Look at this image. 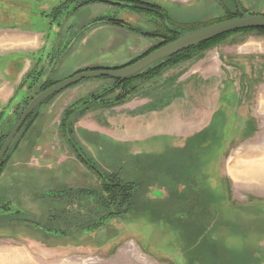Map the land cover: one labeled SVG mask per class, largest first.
I'll use <instances>...</instances> for the list:
<instances>
[{"label": "rangeland", "instance_id": "374dc122", "mask_svg": "<svg viewBox=\"0 0 264 264\" xmlns=\"http://www.w3.org/2000/svg\"><path fill=\"white\" fill-rule=\"evenodd\" d=\"M145 1L164 9L168 19H161L154 13L103 2L86 4L67 15L64 10L62 17L58 18L56 30L49 32V39L54 45H47V49L41 54L43 57L48 56V60L56 61L46 69L49 78L56 81L68 78L74 73L72 71L75 65L82 59L94 55H100L103 59L104 66L101 67H121L144 54L150 47L162 43L159 38L145 37L110 25L98 29L92 22L93 17L115 16L142 31L159 30L160 33H166V28L184 31L201 28L229 19L227 17L235 16L238 12L233 0H188L180 3L181 5L163 0ZM180 1L184 0H176ZM239 2L245 12L264 15V0ZM45 18L49 21L52 16ZM34 24L39 29L43 26L41 23ZM83 38L87 39L84 45L81 44ZM105 41L117 43L105 48L101 45ZM134 41H141L142 45L147 44L148 47L130 61H126L129 56L127 48L133 45ZM98 46H102L100 53L93 51V48ZM206 53L215 57L217 54L221 56L224 73L223 81H220V78L208 81L207 93L204 92L205 84L201 85L198 81L189 85L188 90V138H191V162L196 171L205 174L201 179V185L206 187L209 194L199 196L201 200L192 208L197 211L195 220L199 225L191 224L195 222L188 225L185 221L182 231L180 230L182 224L179 225V222L166 223L167 228H162L161 225L150 223L144 218L131 216L124 218L123 221L117 220L118 232L113 230L115 226L112 225L94 232L93 236L85 234L82 237L72 232V235L64 240H47L41 231L32 228V225L30 227L28 223L23 229L16 227L15 223L6 226L0 224V250L3 252V256L0 255L1 261L4 257L7 258L8 251L15 250L16 258L11 259V262L16 260L26 264L32 258L39 264H43L45 260L58 263L64 261L68 264H186L188 258L185 254L188 253V248L185 247L188 246L189 228L201 230L202 225H205L206 237L219 244L220 252L223 247L234 243L238 245V238H232L230 235L233 224H236V229L234 228L236 233L233 234L237 237L239 232L244 230L241 225L245 226L248 223L252 228L262 224V232L253 233L246 230L244 233L249 234H246L245 245L249 246L248 242H254L251 247L257 245L255 251L258 249L264 251L262 246L264 217L256 214L255 210L260 205L264 206V186L258 179L255 182L254 179H245L238 174L249 167L250 163L259 169L264 168V34L254 30L231 33L203 51L195 52L193 59L188 60V69L201 63L200 58ZM16 56L18 54L15 53L0 54V83L3 79L6 82L2 94H10L6 102H0V123L6 118V112L11 106L19 102L20 107H23L35 94L34 88L28 91L25 90V87L28 88L27 84L23 85L28 75H31V70L33 71L32 50L27 56L21 55L27 60L22 61L16 68L17 71L13 69V76L2 77V69L7 60ZM26 63L27 69L18 76L17 73ZM7 70L12 72L8 68ZM35 76L36 71H33L32 79ZM158 80L159 78L155 77L146 81H135L133 84L138 87L135 94L141 93L143 88L147 85L152 86ZM97 83L100 87L95 89L92 87L93 90L88 92V86ZM109 84H111L109 79L99 77L84 79L61 91L50 103L38 107L37 111L41 116L32 127L30 138L29 135L26 138V145L11 150L6 165L0 170V203L11 199L17 203L14 204L15 208L22 207L26 211L23 216L25 220L32 218L39 225H45L46 205L40 200L44 192L98 184L96 175L90 169L78 166L75 159L73 161L74 156L70 158L72 155L59 133L58 125L60 114L70 102L84 95L101 92V89ZM78 85L79 89L72 91ZM221 85L224 87L220 88ZM208 98L209 102L202 104V101ZM220 107L221 111L213 120V124L217 126L211 129V123L204 125L207 115L212 116ZM15 117L17 118L16 115ZM14 121L15 118L7 123L12 125ZM76 134L82 151L100 166V170L119 172L123 179L139 184L141 191L149 186H165L167 181H170L165 177V166L172 165L178 170L180 166L176 165L180 163L182 166L185 160L181 152L185 141H179L178 137L159 136L144 142H119L97 135H90L87 139L79 129H76ZM30 139L32 141H29ZM181 169L187 173L185 168ZM255 175L258 178L257 172ZM184 177L187 178V175ZM260 177L264 180L262 174ZM193 179L196 183L200 176L194 175ZM159 189L166 193V188ZM161 192L155 189L151 193L154 196H161ZM215 204H219L220 210ZM230 214H238L245 220L234 216L238 218L236 220L230 217ZM8 220L12 222L13 218L7 217V223ZM216 220L218 221L215 223ZM1 221L3 220L0 219ZM230 221L233 222L232 225ZM242 221L245 223L241 224ZM113 224L116 225V222ZM68 228L72 229L69 226ZM240 245L242 244L239 243V247ZM220 253L222 260L229 259L226 252ZM233 255L230 254V257Z\"/></svg>", "mask_w": 264, "mask_h": 264}, {"label": "crops", "instance_id": "0c3cea01", "mask_svg": "<svg viewBox=\"0 0 264 264\" xmlns=\"http://www.w3.org/2000/svg\"><path fill=\"white\" fill-rule=\"evenodd\" d=\"M62 0H0V54L6 55L15 53L18 56L9 58L2 69V77L5 78L6 75L13 76V69L18 68L23 60L26 62V57L28 53L32 50V67L36 66H46V60L42 57V52L47 49V45L53 46L54 42L49 39V32L55 31L56 24H51V20L47 21L46 16L43 12H48L51 7L56 6V4ZM165 2H171L172 4L186 2L188 0L176 2V0H163ZM41 23L43 26L41 29L36 28V24ZM108 25H98L97 28L100 29ZM86 38L81 40V44L84 45L87 42ZM141 42V41H140ZM140 42H133L127 49L129 50V56L126 61H130L134 56L138 55L141 51L146 49L147 44H141ZM105 48L109 46L116 45L117 42L105 41L102 42ZM9 45V47H7ZM100 45V44H98ZM100 47L93 48L100 53ZM52 48V47H49ZM95 54V53H94ZM201 59V63L192 65L188 69V61L180 63L176 66L167 68L158 77L159 80L155 82L152 86L147 85L141 93H134L130 96V100L126 102L115 105L112 107H98L92 109L85 113L78 121L76 128L81 130L86 138H90V135H97L98 137H107L114 141L119 142H144L148 139L159 137V136H170L178 137L179 141L188 140V90L189 85L195 84L198 81L201 85L205 84L204 92L208 91V81L212 78L219 79L223 81L224 63L221 60V56L217 54L215 57L209 53L204 54ZM125 61V62H126ZM13 63H18V66H12ZM103 65V59L99 56H92L86 59H82L77 65L74 66L72 72H77L78 70L84 68H95L101 67ZM11 67L12 69L10 70ZM7 68L12 71L9 72ZM198 68V69H196ZM27 69V63L24 67L17 73L18 76L22 74L24 70ZM46 67H44V70ZM17 71V70H16ZM198 73V74H197ZM73 74V73H71ZM45 76V73L43 74ZM67 76V75H66ZM199 78V79H197ZM160 81V82H159ZM6 82L5 79L2 80L0 85V102H6L9 99L10 94H2L4 92V86ZM99 83L92 86H88V92L95 89ZM80 85L76 86L74 90L77 91ZM93 87V88H92ZM219 87V86H217ZM224 86L221 85L220 88ZM206 90V91H205ZM220 91L218 90V93ZM221 94V93H220ZM168 97H167V96ZM219 97V95H218ZM209 102V98L202 101V104ZM211 117H206L204 125H207ZM85 141V139H83ZM181 144V143H180ZM177 165H181L180 163ZM247 168V169H246ZM242 170V173L238 172L239 176L245 179H260L261 185L264 186V180L261 179V174L264 178V168L259 169L254 164L246 167ZM254 168V169H253ZM256 172L258 178L256 177ZM261 174H260V173ZM188 174V173H187ZM256 182V181H255ZM138 187L139 184L137 185ZM166 188L165 186H149V195L144 197H137L136 205L137 207L132 212V217L144 218L148 222L155 225H161L162 228H167L164 221H186L188 219V214L180 209H173L174 207L183 203L180 200H171L169 203L168 198L162 193L159 188ZM182 184L178 185L181 190ZM157 189L165 196H154L152 190ZM198 197H191L188 200V205L195 204L198 202ZM167 203V204H165ZM168 204H172L170 208L172 212L177 214V217H172L167 214L164 210ZM158 205V206H157ZM157 206V207H156ZM169 210L168 212H170ZM197 211L189 208L188 213ZM181 212V213H179ZM171 213V212H170ZM187 214V215H185ZM136 215V216H134ZM163 222V224L161 223ZM161 228V227H160ZM140 232V231H138ZM175 248V247H174ZM17 251H8L7 258L1 261L0 264H26L22 262H16L14 259ZM180 255L181 252H178ZM3 252L0 250V255ZM16 258V257H15ZM6 260V261H5ZM9 260V261H7ZM27 264H39L32 258ZM42 264V263H41ZM43 264H68L67 262H48L44 261ZM70 264V263H69ZM264 264V263H262Z\"/></svg>", "mask_w": 264, "mask_h": 264}, {"label": "trees", "instance_id": "16d2710c", "mask_svg": "<svg viewBox=\"0 0 264 264\" xmlns=\"http://www.w3.org/2000/svg\"><path fill=\"white\" fill-rule=\"evenodd\" d=\"M93 2H103L112 5H119L121 7H128L132 9H137L143 11L145 13H154L156 16L162 18L161 14L168 17L162 11V8L156 4L150 3L145 0H62L57 3L56 6L52 8V10L48 13L43 12L45 16H52V19H56L62 13V8H70L67 13H72L77 11L83 5L93 3ZM118 2V3H117ZM71 6V7H70ZM235 16H239V12ZM234 15L229 16L227 18L235 17ZM101 21L100 23L103 25H110L118 28L126 29L130 32L145 36V37H155L159 38L162 43L156 44L148 51H146L141 56L134 58L131 62L125 64L128 65L132 62H135L142 56L148 54L149 52L155 50L156 48L160 47L161 45L173 41L177 37H179L184 30L180 29H173V28H166V33H160L159 30H152V31H142L141 29L134 28L130 25V23L125 22L124 20L117 18L115 16H102L99 18ZM221 21V20H220ZM258 31L264 34V29H243L238 31ZM234 31V32H238ZM229 32L215 38H212L208 41L202 42L196 46L190 47L186 50L179 52L178 54L171 56L161 62H158L151 68L147 69L143 72L140 76L132 78V79H114L110 77H99L104 79L111 80V84L104 86L101 92H94L89 95H84L83 97H79L72 102H70L62 111L59 120V133L62 135V138L68 143L70 149L74 153L75 157L87 168L91 169L92 172L99 178L100 184L98 189L92 188H79V189H72L69 188L68 190L64 191H57L54 193L53 196L60 199L61 197L67 196L69 199V204H79L85 203L84 210L82 212L76 211L73 212L72 210L69 211L66 219H62L59 217L58 220H55V224L58 226L55 228V233L59 231V233H64L62 230L61 224L63 222L67 223L69 227H72V230L77 233L87 234L93 231H96L102 228L110 219L112 218H122L128 213L129 210L135 209L136 205V198L138 197V186L136 183L127 181L121 177L120 173L117 171L114 172H104L100 170V166L97 165L88 155H86L82 150L81 147L77 144V140L75 139V130L74 125L75 122L78 121L85 113L88 111L98 108V107H112L115 105L122 104L130 95L137 92L138 87L133 83L137 80L139 81H146L150 80L155 77H159L164 70L169 67L176 66L180 63L193 59L195 52L203 51L204 49L208 48L211 44L223 39L227 35L234 33ZM123 65V66H125ZM101 68V67H96ZM88 69V68H87ZM33 73V71H32ZM30 75H28L29 77ZM53 82L46 83L43 85L42 89L50 86ZM24 84H28V88H31V83H28L26 80ZM77 84V83H76ZM75 84L71 85L74 86ZM69 86V87H71ZM60 92L50 96L46 100L42 102V104H48L50 101ZM38 113L33 112L32 118L28 121L29 123L33 122L34 119L37 117ZM191 138H188V176L189 180H192L194 175L200 176V180L195 183L194 187L191 188V196L199 197L201 195H209L206 187L201 185V179L204 177V173L201 171H196L193 168V164L191 162V155L192 149L191 146ZM3 165V164H2ZM2 166H0V170ZM177 196L176 193H174ZM134 207V208H133ZM215 207L220 210L219 204H215ZM237 220V219H236ZM240 220H245L244 218H240ZM199 221V220H198ZM218 220L215 221V223ZM165 223H173L174 221H164ZM190 222V221H189ZM191 223L193 225H199L195 219H193ZM247 222V221H246ZM219 220V224H220ZM232 225V221L229 222ZM245 223V222H241ZM190 223H188L189 225ZM184 225V224H183ZM183 225H180V230H184ZM244 230L239 232V236H234L236 233L235 227L236 224H233L231 228L232 238H238V245L235 243L231 246L223 247L220 252H226L228 254V260H222L220 257L221 253L219 252V244L215 241L210 240L205 235V225H202L201 230H195L189 228L188 230V253L185 254L188 258V264H257L259 261L264 260V251L260 252L256 250V248H252L251 245L254 244L253 242H248L249 246L245 245V237H247L244 233L249 230L253 233L259 232L262 228L261 224L256 225L255 227H249L250 223L246 224L245 226L241 225ZM235 228V229H234ZM71 229V228H70ZM234 229V231H233ZM178 230V231H180ZM234 233V234H233ZM65 234V233H64ZM187 234V233H186ZM186 237V236H185ZM239 243L242 244L239 247ZM184 246V245H183ZM184 248V247H183ZM230 254H234L230 257ZM185 257V256H184ZM186 260V259H185ZM186 263V264H187Z\"/></svg>", "mask_w": 264, "mask_h": 264}, {"label": "flooded vegetation", "instance_id": "af4514ba", "mask_svg": "<svg viewBox=\"0 0 264 264\" xmlns=\"http://www.w3.org/2000/svg\"><path fill=\"white\" fill-rule=\"evenodd\" d=\"M234 3H235V6L237 8V5H236V2L235 0H233ZM239 1V0H238ZM240 3V2H239ZM57 5V4H56ZM85 6V5H83ZM82 6V7H83ZM119 6V5H118ZM71 7V6H70ZM121 7V6H120ZM53 6L51 7L50 10H52ZM81 8V7H80ZM79 8V9H80ZM125 8V7H123ZM127 8V7H126ZM62 13L63 11L65 10V14H71V13H67L70 8L66 7V8H62ZM78 9V10H79ZM49 10V11H50ZM162 11L164 12V14L166 15L164 9H162ZM76 12V11H75ZM48 13V12H47ZM62 13L60 14V17H62ZM167 16V15H166ZM102 17V16H99V17H93L92 19V22L98 26V25H103L101 24L99 18ZM58 18H56V21H54L55 19L51 20V24H56L58 25ZM133 33V32H132ZM43 57V56H42ZM44 60H46V66H36L33 68V71H36V76L32 79V70H31V75L27 78V81L28 83H31V88H27L25 87V90L28 89V91L32 90L33 88L35 89L34 92L35 94L33 95V97H35L37 94H39L40 92H42L43 90L47 89L48 87L52 86L53 84L59 82V81H56V80H51L49 78V75H47V72H46V69H48V67H50L51 65H53L55 62L53 60H48V56L46 57H43ZM44 67H46V69L44 70ZM87 69V68H85ZM85 69H81V70H85ZM81 70H78L77 72L81 71ZM77 72H74L73 74L77 73ZM45 73V76L43 75ZM72 74V75H73ZM49 82H53L50 86L42 89L43 85H45L46 83H49ZM79 83V82H77ZM76 84V83H75ZM28 86V84H27ZM71 86V85H70ZM72 87V86H71ZM70 88L69 86L64 88V89H68ZM24 89V88H23ZM63 89V90H64ZM61 90V91H63ZM59 91V92H61ZM32 92V91H31ZM58 93V92H57ZM56 94V93H55ZM31 97L28 101V103H26V105H23V107H20L19 105V102H17V105L15 103V105L12 107H10L9 109L10 110H7L6 114V118H3L2 119V123L0 127H2V130H0V149L3 145V143L5 142V140L7 139L9 133L12 131V129L16 126L17 122L19 121L24 109L26 108V106L29 104V102L32 100ZM46 100V99H45ZM44 101V100H43ZM42 101V102H43ZM42 102L40 104H38L31 112L30 114L27 116V118L24 120V122L22 123V125L20 126V128L17 130V132L15 133L14 137L12 138L6 152L3 154L1 160H0V166H2V168L6 165L7 161H8V158H9V155L11 153V150L15 149L17 150L18 148L22 147V146H25L26 145V138L28 137L29 135V138H30V133H32V127L38 122V117L41 116V113L38 112V107H40L41 105L45 106L46 104H42ZM21 104V103H20ZM25 104V103H24ZM8 108V107H7ZM221 107L218 108L217 110H215L214 114L212 115L211 117V120L210 122L208 123V125L211 123V129H213L215 126H217V124H213V120H214V117H217L219 112L221 111ZM33 112H37L38 115L37 117L34 119L33 122L29 123V126L27 127V123L28 121L32 118V113ZM15 115L17 116V118L15 117ZM61 115V114H60ZM15 118V121L13 122L12 125L8 124L7 122H10L11 120H14ZM59 120H60V116H59ZM79 121V120H78ZM78 121L75 122V125H74V130H75V139L77 140V144L80 146V143H79V140L77 138V134H76V125L78 123ZM6 122V123H5ZM207 127V126H206ZM210 129V130H211ZM204 132V130H202ZM21 141V142H20ZM29 141H32V139H30ZM32 142H29V144H31ZM66 143V142H65ZM67 147H68V152L71 153V157L72 158L73 156V161L75 159L77 165H81L83 166L84 168L87 169V167H85L74 155V153L72 152V150L70 149L68 143H66ZM81 147V146H80ZM81 150H82V147H81ZM182 155L185 157V160L183 162V165H176V166H180L181 168H185L187 170V173H188V140L184 143L183 147H182ZM3 164V165H2ZM175 167V166H174ZM172 167V165L169 167V166H165V177L167 180H170L169 182L167 181V183L165 184L166 185V188H167V194L166 197L168 198V203L171 201V200H180L182 199L181 201L183 203H181L180 205L174 207L173 209H180L182 208V210L184 209V211L188 214V219H186V222L188 223H191V221L193 219H195V215L197 213H188V209L189 208H193V205L195 204H192V205H188V200L190 201L191 200V197H194V196H191V188L194 187V182H192V180H189V176L186 174L185 170H182L180 167H178V170H175V168ZM171 168H173L171 171H169ZM89 169V168H88ZM91 170V169H90ZM92 171V170H91ZM94 173V172H93ZM187 175V178H185L184 176ZM97 177V176H96ZM98 179V184L95 185V186H89V187H68V188H62V189H59V190H51L49 193L47 192H44V194H42V197H41V202H43L45 205H46V210L44 211V222H45V225H39L38 222H36V220H33L32 218H28V219H24L23 216L25 215V210L20 207V208H15V205L14 204H17V203H14V201H12L11 199H7L5 201H3L2 203H0V219L3 220L0 222L1 225L3 226H6L7 224L9 223H15L16 224V227L20 228V229H23L24 227L27 226L26 223L29 224V226L31 227L32 225V228L35 227L38 229V231H41V233H43V235H45L46 239H56V240H64L68 237H70L69 235H72V232L74 233L75 231H73L72 229L68 228L69 225H67V223L61 222V224L63 223L62 225V230L61 231H64V233H59V231H57L55 233V228H57L58 226L55 224V220H58L59 217H62V219H66L67 215L69 214V211L72 210L73 212H76V211H80L82 212L84 210V206H85V203H79V204H69V199L67 196H64V197H61L60 199H58L57 197H54L53 194L54 193H57V191H64V190H68L69 188H72V189H79V188H92V189H98L99 187V184H100V180L99 178L97 177ZM182 184L183 187L182 189L180 190L178 188V185ZM138 185V184H137ZM139 191H138V198L139 197H144V196H147L148 193H149V189H143L141 191V188L138 187ZM174 193L177 194V196L174 195ZM165 195H162L161 194V197L162 196H165ZM171 199V200H170ZM136 201H137V198H136ZM11 204L8 206H6L5 204L6 203H10ZM167 204V203H165ZM5 205L6 208L5 210H2L1 209V206ZM158 206V205H157ZM156 206V207H157ZM8 207L10 208L9 210ZM172 207V204H168L166 206V209H164L168 215L172 216V217H177V214L178 213H175L174 211L172 212V210L170 209ZM134 208V207H133ZM134 209L132 210H129L128 213L125 214V216H123L122 218H112L110 219L102 228L96 230V231H100L102 230L105 226L107 227H111L112 225L115 226V228H113V230L115 232H118V229H117V225L119 224L117 222V220H122L124 218H127V217H131L132 215V212H133ZM169 210H171L170 212H168ZM256 211V214L264 217V212H259L258 210H264V206L263 205H260L258 206ZM181 213V212H179ZM199 213V212H198ZM237 213H241V212H237ZM185 214V215H187ZM224 214V213H223ZM133 216V215H132ZM230 217L234 218V219H240L241 216H239L238 214H230L229 215ZM238 218H236V217ZM9 217V218H13L12 222H10L8 220V223L6 221V218ZM14 218H15V222H14ZM219 220V219H218ZM127 221V219H126ZM190 221V222H189ZM114 222H116V225L113 224ZM174 222H177V221H174ZM185 221H180V223L183 225L184 223H186ZM109 223V224H108ZM161 223L163 224V222L161 221ZM122 224V223H121ZM119 226V225H118ZM184 226V225H183ZM262 226V224H261ZM31 228V230H32ZM96 231H93V232H90V233H87V234H91L93 236L94 232ZM264 231V230H263ZM262 230H260L258 233H261ZM76 234L78 235H82V237L85 235L83 233H77L75 232ZM108 241V240H106ZM79 243V242H78ZM107 243V242H106ZM106 243H104V245H106ZM254 243V242H253ZM261 243V242H260ZM259 243V247H261V244ZM255 244V243H254ZM63 247V245H61ZM75 246V245H73ZM257 245L254 246V248H257L256 247ZM264 246V245H262ZM176 248V247H175ZM260 252H263L262 250L258 249ZM264 263V260H261L259 261L257 264H262Z\"/></svg>", "mask_w": 264, "mask_h": 264}, {"label": "water", "instance_id": "95a60500", "mask_svg": "<svg viewBox=\"0 0 264 264\" xmlns=\"http://www.w3.org/2000/svg\"><path fill=\"white\" fill-rule=\"evenodd\" d=\"M108 1L109 0H107V2ZM235 2L237 5L239 16L224 19L222 21H218L194 30L185 31L173 41L161 45L160 47L156 48L155 50L149 52L148 54L142 56L135 62H132L128 65L113 68L95 67L81 70L64 80L53 84L52 86L37 94L26 106L16 126L12 129L7 139L3 143L0 149V160L3 154L6 152L15 133L20 128V126L30 114V112L43 100L49 98L50 96L54 95L55 93L63 90L64 88L70 85H73L84 79L97 77H110L121 80L132 79L140 76L143 72H145L147 69L151 68L158 62H161L171 56L178 54L183 50L196 46L202 42L208 41L217 36L243 29H264L263 14L247 13L243 10L238 0H235ZM161 16L163 19L166 20V17L164 15L161 14ZM10 204L11 202L6 203L5 205L9 206ZM5 205L1 206L2 210H5ZM9 209L10 208L8 207L7 210Z\"/></svg>", "mask_w": 264, "mask_h": 264}, {"label": "bare ground", "instance_id": "6f19581e", "mask_svg": "<svg viewBox=\"0 0 264 264\" xmlns=\"http://www.w3.org/2000/svg\"><path fill=\"white\" fill-rule=\"evenodd\" d=\"M260 159H262V158H260ZM255 160H256V159H255ZM257 161H258V160H257ZM253 162H254V161H253ZM253 162H252V163H253ZM263 163H264V162H263ZM257 164H258V163H257ZM250 165H251V163H250ZM244 166H245V165H244ZM259 166H260V165H259ZM244 169H245V168H244ZM244 169H243V170H244ZM246 169H247V168H246ZM253 169H254V168H253ZM244 177H245V175H244ZM259 180H260V179H259Z\"/></svg>", "mask_w": 264, "mask_h": 264}]
</instances>
